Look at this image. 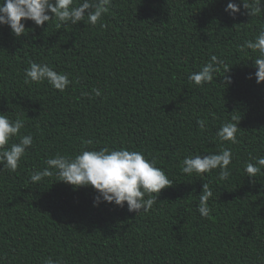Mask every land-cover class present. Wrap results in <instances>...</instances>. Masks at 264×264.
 Returning a JSON list of instances; mask_svg holds the SVG:
<instances>
[{"label":"trees","instance_id":"1","mask_svg":"<svg viewBox=\"0 0 264 264\" xmlns=\"http://www.w3.org/2000/svg\"><path fill=\"white\" fill-rule=\"evenodd\" d=\"M227 3L112 0L102 17L107 27L86 17L59 29L22 20L19 38L0 25V113L23 119L20 134L33 136L17 170L0 172V264L48 257L62 264H264V170L255 178L243 172L245 161L264 156V82L254 76L258 53L238 47L264 25V13L233 17ZM211 55L224 64L198 87L188 75ZM30 60L67 73L70 85L61 92L47 81L26 84ZM224 74L230 85L223 86ZM228 121L240 128L234 145L216 136ZM88 139L90 149L144 152L173 184L137 215L126 202L94 207L92 187L58 181L54 169L30 182L46 159L75 155ZM222 147L233 153L227 179L218 169L182 173L184 157ZM203 183L213 192L207 218L197 210Z\"/></svg>","mask_w":264,"mask_h":264},{"label":"clouds","instance_id":"2","mask_svg":"<svg viewBox=\"0 0 264 264\" xmlns=\"http://www.w3.org/2000/svg\"><path fill=\"white\" fill-rule=\"evenodd\" d=\"M112 0H0V25L10 27L12 33L21 37L25 32L23 21L31 20L37 26H43L45 22H55L56 28H64L69 24L77 25L81 21L95 26L107 27L102 17L109 11ZM264 0H228L224 11L235 17L237 13L247 14L251 17L264 13L261 5ZM241 5L246 13H241ZM87 10V12H86ZM241 50L250 49L258 55L253 60L256 71L254 73L257 84L264 82V25L259 27L253 39L245 41L238 46ZM224 61L216 55H211L208 62L198 71L188 75V80L198 87L213 82L214 74L220 71ZM228 71V70H227ZM227 71L225 73H227ZM224 85L231 84V78L223 75ZM252 76H249L251 79ZM47 83L56 90L63 92L71 83L67 73L57 72L47 63L28 61L24 69V82L26 84ZM92 94L102 95L97 88L92 89ZM85 96L91 95L83 93ZM236 118L232 117L234 121ZM201 129H205V121L197 120ZM25 127V121L19 117L11 119L8 115L0 113V172L5 170L15 172L19 167L21 158L26 150L33 145V136L29 133L21 135L20 130ZM238 123L225 122L216 132L221 142L237 144ZM19 136L18 142H11ZM84 147L75 155L66 156L57 153L54 157L45 160L48 167L43 170H33L30 174V182L38 185L44 177H50L55 170L58 181L70 184L74 187L90 186L97 195L94 197L93 206H99L101 202L114 203L124 207L125 202L129 212H148L158 201L160 191L173 184L164 169L156 164V160L146 158L142 151L128 148H88L93 140L83 141ZM233 153L231 148L222 147L221 151L212 154L188 155L182 160L181 171L184 174L200 175L210 173L218 169V178L227 179L230 175L229 165L232 163ZM264 170V156H257L245 161L243 172L248 177H256ZM213 192L207 183H203L202 192L199 195L197 210L202 218L209 217L211 209L208 200ZM147 197V198H146ZM43 264H62L48 257Z\"/></svg>","mask_w":264,"mask_h":264}]
</instances>
